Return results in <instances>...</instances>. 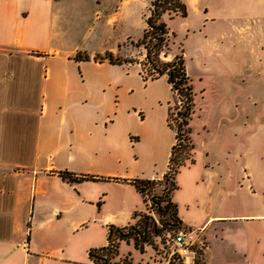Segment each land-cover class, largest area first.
I'll return each mask as SVG.
<instances>
[{"label":"crops","instance_id":"0c3cea01","mask_svg":"<svg viewBox=\"0 0 264 264\" xmlns=\"http://www.w3.org/2000/svg\"><path fill=\"white\" fill-rule=\"evenodd\" d=\"M155 1L0 0V264H82L91 186L136 192L146 210L131 181L161 180L177 145L168 77L144 76L132 58L146 57L139 43ZM238 8V22L206 17L208 32L230 44L212 54L223 65L219 97L200 113L207 131L223 105L224 143L235 158L224 180L240 198L201 223L178 211L184 227L202 231L207 264H264V0H238ZM107 54L122 64L101 60ZM161 83L168 93L157 90ZM124 211L123 227L142 212L127 203Z\"/></svg>","mask_w":264,"mask_h":264},{"label":"rangeland","instance_id":"374dc122","mask_svg":"<svg viewBox=\"0 0 264 264\" xmlns=\"http://www.w3.org/2000/svg\"><path fill=\"white\" fill-rule=\"evenodd\" d=\"M187 6L188 14L186 18L175 16L173 12H166L167 15L163 21L171 31V42L168 43L169 48L164 50L168 54H180L183 49L186 65L191 68L194 76L201 75L202 85L197 78L192 79L195 86V114L192 123L195 125L196 143L194 151L195 163L179 170L176 178L178 189L173 195V200L178 204L179 216L185 220H191L201 223L211 215H223V205L226 202L234 204L240 198L236 195L229 196V190L233 189V185L227 186L224 177H226L228 169V161L233 162L234 157L229 156V152L225 146V132L223 129L222 110L217 108L215 113L211 112L209 118V128L204 131L203 121H201V113H208V103L213 106V100L218 98L217 89L219 88V79L216 77L217 72L223 70V65L219 63L218 57L212 56L214 52H221L230 44V38L220 40L206 28V17L216 16L217 18L229 23V19H239L238 0H184ZM207 9L209 10L207 12ZM230 25L224 24L223 28L232 30ZM237 26V25H235ZM218 27H215L214 33L218 35ZM228 31V30H226ZM237 34L236 30H232ZM135 51L133 60L146 63L143 51ZM143 74L149 77L151 69L149 66H143ZM197 87V89H196ZM201 87V88H199ZM162 94L168 93V87L160 84L157 87ZM201 89V90H200ZM205 92V97L201 96ZM232 98V95L229 97ZM177 104L173 103V108L169 116V122L177 128L179 122L177 114L183 107L182 98ZM204 100V101H202ZM208 100L210 102H208ZM198 103L199 106H198ZM231 103V101H230ZM201 105V107H200ZM221 106V105H220ZM211 107H209L210 109ZM191 127V126H190ZM193 127V126H192ZM188 126L182 131L185 144L186 139L192 138L187 134ZM192 140V139H191ZM197 144V145H196ZM190 145V143H189ZM185 150L183 155L186 156ZM100 185L91 186L88 193V222L82 228V264H89V253L94 249L107 247L108 231L111 227L123 228L125 222L129 219V212L124 211L126 203L129 207H137L139 211L151 216L156 222L158 228L162 229L160 236H152V244L145 247L141 252L137 250L135 243L120 242L119 256L113 260L114 264H180L177 257L173 256V248L169 243L170 235L175 232L176 228L167 226V223H174L169 214L158 213L157 207L153 204L154 197H164L168 192V185L161 182L147 190V208L143 200L136 195L123 193L120 188L115 185L108 187L105 192ZM228 192V193H227ZM133 196V197H132ZM166 198V197H164ZM247 198L253 200V195L248 194ZM169 199L166 198L161 203V208H166ZM104 204L101 214H98V207ZM96 206V208L94 207ZM95 208V209H92ZM248 207V206H246ZM131 216V215H130ZM97 219V220H95ZM106 220H112L109 226L104 224ZM182 227V226H181ZM186 227V226H185ZM188 229L197 231L196 228ZM201 230V229H200ZM206 257L197 264H207ZM189 264H191L189 262Z\"/></svg>","mask_w":264,"mask_h":264},{"label":"trees","instance_id":"16d2710c","mask_svg":"<svg viewBox=\"0 0 264 264\" xmlns=\"http://www.w3.org/2000/svg\"><path fill=\"white\" fill-rule=\"evenodd\" d=\"M166 12H173L175 16H181L183 18H186L187 15H189L187 6L183 0H156L152 5L151 15L148 18V29L146 30L144 39L139 43V46H143L146 50V63L144 66L147 65L151 69L149 77L152 80H155L166 75L169 84L172 86V91L175 97L174 103L177 104L180 102L179 99L182 98L181 101L183 102V107L177 114V120L181 122H179L177 128L169 122V126L176 132L177 145L173 147L169 170L161 180L136 179L131 181V183L135 186L137 191L143 195L146 203L148 202L147 190L149 188L161 184V182L168 185V192L164 196L169 199L166 208H161L160 206L166 199L164 197H154L153 204L157 207L159 214L164 212L170 215V218L174 223H167V226L174 227L176 228L175 231H177V229L183 225L178 216V205L174 202L173 195L178 189L176 178L178 177L179 170L182 167L187 166L188 161L190 162V165L195 163V145L193 144V140H191L192 138H190V141L189 139H186V141L188 140V144H185L182 131L185 126H188L186 132L188 135L192 136V127H190V124L193 115L195 114L196 94L192 85V79L187 73L183 49L172 61L166 62L162 58L163 55H168L164 50L169 48V45L167 44L171 42L172 37L170 33L171 31L163 21V16ZM79 59L81 58L78 57L77 61ZM85 59L88 60L89 58L85 57ZM101 60L109 61L112 64H122V60L115 58L112 54H107L104 58H101ZM130 62H132V60ZM172 108L173 106L170 109V113ZM185 150L187 151L186 156L183 155ZM61 176L70 182L78 181V179L74 178V175L70 173H62ZM81 180L105 181L106 179L82 177ZM134 219L136 220V223L127 227L109 228L108 246L101 249H94L89 253V258L92 264H114L113 260H116L119 256L120 242L124 241L127 243L133 241L137 250L143 252L145 247L152 244L151 237L153 235L160 236L162 233V229L157 227L156 222L151 216H148L143 212H136Z\"/></svg>","mask_w":264,"mask_h":264},{"label":"built area","instance_id":"2783aa9c","mask_svg":"<svg viewBox=\"0 0 264 264\" xmlns=\"http://www.w3.org/2000/svg\"><path fill=\"white\" fill-rule=\"evenodd\" d=\"M169 243L173 248V256L177 257L180 264H197L207 255L208 243L199 230L182 226L170 235Z\"/></svg>","mask_w":264,"mask_h":264}]
</instances>
